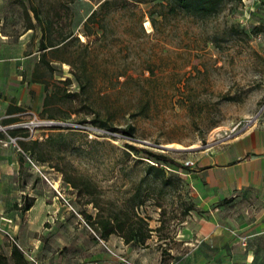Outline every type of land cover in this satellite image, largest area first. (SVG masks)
I'll return each mask as SVG.
<instances>
[{
	"label": "rangeland",
	"instance_id": "374dc122",
	"mask_svg": "<svg viewBox=\"0 0 264 264\" xmlns=\"http://www.w3.org/2000/svg\"><path fill=\"white\" fill-rule=\"evenodd\" d=\"M23 1L0 0V50L17 56L11 82L26 100L11 124L58 119L71 125L9 124L0 129V144L18 157L16 169H3L0 177V253L8 264H16L12 243L24 252L25 264H187L193 256L217 260L216 253L192 243L204 210L195 165L187 161L264 116V0H222L211 14L166 16L159 13L160 0H116L106 17L107 36L98 39L80 33L84 18L101 0H80L60 20L66 23L74 15L81 21L76 29L80 40L94 41L89 48L75 40L48 51L55 68L53 76L47 75L48 91L31 81L40 61L41 29L33 16L35 27L29 28ZM73 69L86 70L85 88ZM47 92L52 100L44 109ZM0 98L11 97L1 90ZM130 125L133 136L124 131ZM33 139L39 141L37 154L46 160L18 143ZM183 147L190 148L174 149ZM145 149L169 154L180 165L157 163ZM82 180L95 186L105 213H117L126 227L147 222L151 236L145 242H126L120 231L102 237L89 219L99 207ZM225 252L227 263L239 261L232 249Z\"/></svg>",
	"mask_w": 264,
	"mask_h": 264
},
{
	"label": "crops",
	"instance_id": "0c3cea01",
	"mask_svg": "<svg viewBox=\"0 0 264 264\" xmlns=\"http://www.w3.org/2000/svg\"><path fill=\"white\" fill-rule=\"evenodd\" d=\"M18 66L17 56L0 50V91L11 97L0 98V129L12 123H3V119L18 117L22 110L8 112L9 104L23 108L26 101L23 92L11 82ZM10 151L7 144H0V154L7 152V157L0 158L1 178L3 169H16L18 157L10 155ZM191 159L204 210L192 243L196 249L216 253L217 260L193 256L187 264H264V116L231 137L192 154ZM227 248L239 261L227 263Z\"/></svg>",
	"mask_w": 264,
	"mask_h": 264
},
{
	"label": "trees",
	"instance_id": "16d2710c",
	"mask_svg": "<svg viewBox=\"0 0 264 264\" xmlns=\"http://www.w3.org/2000/svg\"><path fill=\"white\" fill-rule=\"evenodd\" d=\"M80 0H27L23 1V6L26 10V19L28 22L29 28L35 27V24L32 20V16L37 20L40 29L41 37L39 40V49H40V61L35 66V69L32 73L31 81H38L44 84L45 90L49 89V79L47 75L53 76L55 70L54 66L51 63V59L47 58L48 51H57L63 48H66L70 45L71 42L77 40L78 43L83 44L86 48L90 47V43L94 41H82L79 38V33L76 30L77 27L81 24V21H77L73 17L66 23L62 22L60 19L63 15H69L71 10L74 11L73 5ZM116 0H101L96 8H93L89 14L83 20V30L80 33L83 36L91 37L96 36L95 39L100 38L101 36H107V21L106 17L110 11V5ZM146 1V0H134V2ZM222 0H160L158 5L160 6V14L166 16L167 13H178L179 11H185L190 13H197L201 15L211 14L218 9V5ZM135 11V10H134ZM32 13V15H31ZM151 14L150 21L153 26L158 29L157 21L158 18L152 15V10L149 12ZM144 17V12H139L138 18L142 22ZM71 65L73 61H69ZM82 68L85 69L86 60L81 61ZM86 70H71V72L76 76L78 83L85 88L89 80L85 79L84 74ZM70 77H66L64 80H69ZM52 100V93L47 92L44 96L43 106L44 109L50 105ZM21 110L20 106H13L9 104L8 112L13 110ZM18 117H11L3 119V123H9L17 121ZM95 122L97 120H94ZM101 125L105 126L107 123L102 120ZM132 125L125 129V133L130 136H133V131L131 130ZM10 134H14L15 130H8ZM0 135H2L0 133ZM22 149L25 152H29L32 155H37L41 160H46V158L37 154L36 147L39 144L38 139L33 140H19L18 142ZM130 147L134 148L132 144H129ZM149 154V157H153V160L157 163H172L175 165H180L179 162L169 154L164 152H152L148 149H145ZM24 154L21 153L20 159L22 160ZM67 181L70 182L73 186H79V182H76L75 179L69 177ZM84 186L86 187L85 193L92 195L90 201L95 203V206L99 207L98 212L95 217L92 219V215H89L91 223L94 229L100 233L104 238H107L110 234L120 231L121 235L124 237L126 242L131 240H138L145 242L147 238L151 236V230L153 228L149 227L147 222L136 223L131 222L126 227V221L121 220L120 216L110 213H105L102 206H100L95 193V186L92 185L90 181H83ZM33 205V202L28 203L23 207L24 210L29 209ZM12 256L15 259L16 264H25L27 263V258L24 252L16 243H12ZM0 264H8L6 257L3 253H0Z\"/></svg>",
	"mask_w": 264,
	"mask_h": 264
},
{
	"label": "built area",
	"instance_id": "2783aa9c",
	"mask_svg": "<svg viewBox=\"0 0 264 264\" xmlns=\"http://www.w3.org/2000/svg\"><path fill=\"white\" fill-rule=\"evenodd\" d=\"M33 126H50V127H67L69 128L71 123L70 122H65L62 120H56V119H35V120H30V121H24V122H19V123H13L11 126H20V127H32ZM15 139V138H13ZM188 163H194L192 160H188ZM34 163V162H33Z\"/></svg>",
	"mask_w": 264,
	"mask_h": 264
},
{
	"label": "water",
	"instance_id": "95a60500",
	"mask_svg": "<svg viewBox=\"0 0 264 264\" xmlns=\"http://www.w3.org/2000/svg\"><path fill=\"white\" fill-rule=\"evenodd\" d=\"M163 147L166 148H172L171 146H167V145H162ZM190 147H183V148H174V149H189Z\"/></svg>",
	"mask_w": 264,
	"mask_h": 264
},
{
	"label": "bare ground",
	"instance_id": "6f19581e",
	"mask_svg": "<svg viewBox=\"0 0 264 264\" xmlns=\"http://www.w3.org/2000/svg\"><path fill=\"white\" fill-rule=\"evenodd\" d=\"M83 36V35H82Z\"/></svg>",
	"mask_w": 264,
	"mask_h": 264
}]
</instances>
